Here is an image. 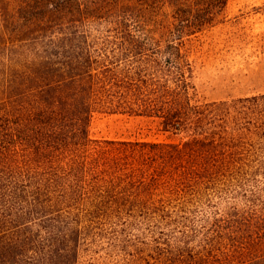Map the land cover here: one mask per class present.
I'll return each mask as SVG.
<instances>
[{
	"label": "trees",
	"instance_id": "1",
	"mask_svg": "<svg viewBox=\"0 0 264 264\" xmlns=\"http://www.w3.org/2000/svg\"><path fill=\"white\" fill-rule=\"evenodd\" d=\"M124 1L0 2V264H76L105 228L217 220L254 232L211 264H264V93L194 101L183 52L224 0H131L173 6L167 35ZM99 110L158 118L168 140L91 139Z\"/></svg>",
	"mask_w": 264,
	"mask_h": 264
},
{
	"label": "rangeland",
	"instance_id": "2",
	"mask_svg": "<svg viewBox=\"0 0 264 264\" xmlns=\"http://www.w3.org/2000/svg\"><path fill=\"white\" fill-rule=\"evenodd\" d=\"M0 2L5 7V0ZM118 8L131 16L143 11L146 24H152L156 16L161 23L158 35H167V27L174 22V7L168 4L146 12L142 5L126 0ZM215 10L211 24L201 32L184 34L183 52L191 68L194 101L207 103L264 93V0H224ZM2 24L0 20V28ZM88 135L95 140H168L160 119L108 110L93 114ZM244 224V220H217L192 229L105 228L98 231L96 241L80 246L76 264H211L207 250L218 257L230 256L235 243L242 248L250 242L254 231ZM242 252L248 257L249 252L260 249L246 245Z\"/></svg>",
	"mask_w": 264,
	"mask_h": 264
}]
</instances>
